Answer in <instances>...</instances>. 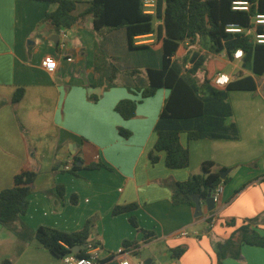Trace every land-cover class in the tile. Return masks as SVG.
<instances>
[{
	"label": "crops",
	"instance_id": "obj_1",
	"mask_svg": "<svg viewBox=\"0 0 264 264\" xmlns=\"http://www.w3.org/2000/svg\"><path fill=\"white\" fill-rule=\"evenodd\" d=\"M74 1V15H79L91 0ZM150 1L146 7L152 9L154 0ZM55 8L36 0H0V192L10 188L21 171L37 173L25 213L10 227L0 225V264L4 260L66 264L43 248L34 233L40 227L74 233L87 220L92 221L87 242L98 244L99 264L123 260L159 264V253L170 259L164 264H216V245L243 221L258 217L252 228L264 235V77L253 76L249 63L231 60L225 51H208L213 56L197 72L202 77L199 82L206 63L215 58L220 62L214 72L230 79L251 76L255 82V91L227 93L232 116L225 124H235L238 138L189 140L183 132L180 142L189 152L187 167L167 168L163 152L156 153L158 161L152 164L154 127L169 96L168 90L159 89L152 97L141 98L146 70L162 64L160 49L149 48L156 33L135 38L130 50L124 29L111 30L101 40L93 32L92 18L86 16L61 37L62 31L54 33L44 20ZM159 24L156 21L154 27ZM60 42L65 43L62 52ZM198 42L190 48L202 55L204 51L196 49ZM97 48L117 70L108 89L91 87ZM49 56L57 63L53 73L42 65ZM191 66L187 63L185 69ZM228 66L230 72L224 70ZM17 89H23L24 95L12 103ZM232 93L260 96L238 97L234 103ZM122 100L136 102L134 118L123 120L115 112ZM120 130L128 136H121ZM74 159L81 162L76 163L81 167L76 175L63 169L72 167ZM205 162L213 163L212 173L226 172L228 180L214 210L208 212L202 201V215L194 218V208L171 204V193L174 184L201 174ZM92 163L109 170H87ZM130 204L136 208L112 214L115 207ZM130 218L138 229L131 226ZM230 220L233 224L227 225ZM143 231L152 237L145 240ZM180 231L187 235L178 236ZM176 247L185 248L177 260L170 255ZM223 264H264V249L242 245L239 258H227Z\"/></svg>",
	"mask_w": 264,
	"mask_h": 264
},
{
	"label": "trees",
	"instance_id": "obj_2",
	"mask_svg": "<svg viewBox=\"0 0 264 264\" xmlns=\"http://www.w3.org/2000/svg\"><path fill=\"white\" fill-rule=\"evenodd\" d=\"M56 6L55 10L47 13V22L52 31L59 34L74 26L80 18H92L93 32L102 40L111 30L124 29L128 47L133 50V41L139 36L156 33L155 43L150 49H160L162 64L159 69H147V84L141 90V98L152 97L157 90L166 89L169 96L165 100L158 121L154 127L156 141L153 150L149 153L152 164L158 161L156 153L165 154V165L169 169H183L189 162V152L180 142V134L185 132L189 140L222 139L236 140L238 132L235 124H225V120L232 116L227 93L230 91H255L256 85L251 76H236L230 79L223 87H217L212 80L218 68L213 63L209 70L204 67L203 81L199 82L196 73L203 68L204 58L197 52L191 51V46L197 40L207 38L208 51L220 54L225 51L232 60L235 50L243 51V63L251 65V74L264 77V45L256 44L252 35L227 34V26L234 25L242 28H252L255 32L264 33V27L252 25V19L257 14H264V0H154L152 13H148L146 0H91L88 7L79 15H74L77 2L74 0H36ZM234 1H247L248 11L232 9ZM158 21L156 28L154 23ZM188 41L186 45L185 42ZM147 49L146 46H141ZM191 63L189 70L185 65ZM209 64V63H208ZM94 81L91 87L108 89L113 86L117 70L109 58L100 49L94 55ZM218 72H221L218 70ZM24 95L23 89H17L12 103H17ZM115 112L123 119L135 117L136 102L122 100ZM127 137V132L119 131ZM74 159L70 173L76 175L81 167ZM213 163L205 162L201 166V174L192 176L189 180L174 184L171 193V204H186L194 208L193 197L205 199L207 191L213 190L220 183H226L228 177L219 178V174L212 173ZM87 170L108 169L102 163H92L86 166ZM37 173L24 170L16 174L12 186L0 192V225L10 227L25 213L27 199L32 193L33 183ZM136 205L117 206L112 214H122L132 211ZM258 217L243 221L242 225L225 241L215 247L216 264H223L227 258L237 259L242 245L264 249V235H261L252 226L256 225ZM129 223L138 229L134 218ZM232 225L233 220L227 221ZM92 227V221L87 220L82 230L74 233H63L46 227H40L34 233L36 241L53 256L63 258L71 254L75 247H86ZM144 232L145 240L152 234ZM128 243H124L126 246ZM185 253L184 247L170 250L172 259H179ZM80 258L86 257V250L77 253ZM1 264H11L4 260Z\"/></svg>",
	"mask_w": 264,
	"mask_h": 264
},
{
	"label": "built area",
	"instance_id": "obj_3",
	"mask_svg": "<svg viewBox=\"0 0 264 264\" xmlns=\"http://www.w3.org/2000/svg\"><path fill=\"white\" fill-rule=\"evenodd\" d=\"M150 0H146V6L149 4ZM249 8V3L247 1H234L232 3L233 10L245 11L247 12ZM252 25L254 26H261L264 27V14H257L252 19ZM66 30H62L61 37H64ZM227 34H245V35H252L256 44L264 45V33L255 32L252 28H242L240 26L230 25L227 26L225 29ZM65 43H59V50L62 52L64 50ZM244 57L243 51L241 49H237L232 54V59L236 61H241ZM71 58H67V61H71ZM44 69L48 73H53L57 68V63L54 58L46 57L42 63ZM230 81V77L224 73H216L213 77V84L217 87L223 88L225 87ZM65 171H70L71 166L65 165L63 168ZM223 185L220 183L216 188L212 190V197L214 203H217L219 197L222 193ZM186 231H180L178 236H186ZM98 244L93 242H87L86 247V257L80 258L77 256L76 253H71L69 255L64 256L62 259L66 264H99L97 261V251H98ZM120 264H131L129 260L120 261ZM138 264H144L140 261Z\"/></svg>",
	"mask_w": 264,
	"mask_h": 264
},
{
	"label": "rangeland",
	"instance_id": "obj_4",
	"mask_svg": "<svg viewBox=\"0 0 264 264\" xmlns=\"http://www.w3.org/2000/svg\"><path fill=\"white\" fill-rule=\"evenodd\" d=\"M150 2H152V1H150ZM147 9H151V8H147ZM196 49H198L199 51H204L202 55H200L198 53L199 56L204 58V61H206V59H210L213 56L212 54H210L208 52V40H207V38L200 39L198 42V48H196ZM213 61H214L213 63L215 64V68H216V66H219V65H217L220 62L218 59L215 58ZM213 63L210 64V62H207L206 67L208 68V66L210 65V67L208 69L211 70L214 66ZM224 70L226 72H230L231 66H228ZM196 78L198 79V81H201L202 77H201L200 73H197ZM262 81H263L262 78L259 79V81H258L261 88H262V83H263ZM262 91L264 92V89H262ZM259 96L260 95H257L255 93H253V94H251V93L250 94L249 93H245V94L244 93H232L230 96V101L235 103L237 101L238 97H240V99H241L242 97H244V98L245 97H251L252 98V97H259ZM256 99H258V98H256ZM169 260H170L169 257H164L161 255V253H159V256H158L159 264H164L166 261H169Z\"/></svg>",
	"mask_w": 264,
	"mask_h": 264
},
{
	"label": "water",
	"instance_id": "obj_5",
	"mask_svg": "<svg viewBox=\"0 0 264 264\" xmlns=\"http://www.w3.org/2000/svg\"><path fill=\"white\" fill-rule=\"evenodd\" d=\"M77 165H81V162L78 161L77 162ZM226 175V172H220L219 173V178L220 179H223ZM193 204H194V218H198V217H201L202 215V209H201V202L204 201L205 203V206H206V209L208 212H211L214 210L215 208V203L213 201V197H212V190L209 189L207 191V195H206V198L203 200L201 199L200 197L198 196H194L193 197ZM84 249V247H75L72 249V253H78L79 251H82Z\"/></svg>",
	"mask_w": 264,
	"mask_h": 264
}]
</instances>
